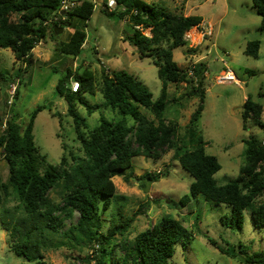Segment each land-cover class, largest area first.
<instances>
[{
  "label": "rangeland",
  "instance_id": "374dc122",
  "mask_svg": "<svg viewBox=\"0 0 264 264\" xmlns=\"http://www.w3.org/2000/svg\"><path fill=\"white\" fill-rule=\"evenodd\" d=\"M103 1L98 0L99 3ZM143 1L167 13L198 16L204 21L201 28L194 27L185 34V39L188 35L191 40L189 33L194 29L200 36L197 42L186 39L185 45L172 50L173 60L182 71H190L200 63L205 65L203 101L201 103L197 96H192L198 82L189 73L185 83L167 85L168 106L163 116L166 121L178 124L176 139L179 140L184 137L191 115L202 104L195 130L206 143L205 152L217 158L221 169L214 179L218 185H224L238 176L243 164L242 140L249 137L264 139V127L249 123L244 129L241 118L242 103L249 97L262 107L261 121L264 124V30L260 29V17L255 13L252 0ZM101 9L94 8L88 21L71 20L59 35L53 34L54 25L46 26V35L26 62L16 60L11 50L0 48V134L6 120L13 119L24 128L30 114L41 107L35 116L32 134L39 153L50 165H57L64 152L81 156L77 151L79 144L72 119L67 114V103L55 92L58 80L67 73L72 77L88 71L93 77V93H82V99L88 105L99 107L88 112L84 105L77 101L75 104L76 112L85 120L89 130L98 125L100 117L111 121L121 118L115 111L101 105L103 99L99 88L105 73L127 72L145 84L153 100L160 95L162 81L156 66L150 59H141L137 49L123 39L126 33H131L130 26ZM10 20L18 22L20 18L13 15ZM75 28L86 33L80 55L61 54L57 50L59 44L67 42ZM208 32L207 36L205 33ZM143 34L148 36L149 30H143ZM251 41L260 43L256 59L244 54ZM226 69L233 71L239 85L218 82L221 72ZM11 86L15 87L13 97L9 94ZM148 116L153 119L152 115ZM126 122L128 126L134 123L128 117ZM145 173L157 175L159 179L154 182L141 179ZM7 179L8 166L0 150V182L5 183ZM112 181L120 199L112 201L107 210H100L103 234L110 225L129 222L134 216L124 236V239L132 240L162 216L168 215L178 220L192 237L186 248L175 247L168 264H244L223 254L217 247L237 255L239 249L247 255L264 253V228L254 227L248 212L243 213L242 228L235 230L221 223L230 213L224 204L207 202L202 196L181 204V198L189 194L193 179L172 159V151L157 153L152 158L133 157L131 167L122 176L113 177ZM50 200L59 203L60 192L52 191ZM258 200L264 201V196ZM16 206L14 199L7 198L2 207L8 210V214L0 211V264H94L92 245L83 240L80 242L77 233L68 237L63 234L70 224L76 222L77 213L71 220L64 219L57 233L48 229H43L42 233L35 228L32 230L29 255L33 261L16 256L14 249L21 238L10 236L9 226L15 223L18 230L24 232L35 225V219L26 218L22 209ZM36 224L39 228L44 226L43 221ZM119 240L121 237L116 236V241ZM115 254L116 258L122 255L121 252Z\"/></svg>",
  "mask_w": 264,
  "mask_h": 264
},
{
  "label": "trees",
  "instance_id": "16d2710c",
  "mask_svg": "<svg viewBox=\"0 0 264 264\" xmlns=\"http://www.w3.org/2000/svg\"><path fill=\"white\" fill-rule=\"evenodd\" d=\"M59 1L0 0V48L11 50L18 61L29 60L32 50L46 35L44 22L58 8ZM116 2L117 10L101 11L125 20L130 26L131 33H126L123 39L137 49L141 59H150L156 66L162 81L160 95L153 100L145 84L127 72L119 71L112 75L105 73L99 88L103 99L101 105L115 111L121 118L111 121L100 117L98 125L89 130L85 120L76 112L75 104L77 101L84 105L88 112L99 107L88 105L82 99V93H93L92 75L84 71L80 75L71 77L67 73L61 77L55 92L67 103V114L72 119L79 144L77 151L81 156L71 151L64 152L57 165L47 163L34 143L33 123L41 107L30 114L24 128L13 119L5 121L0 134V150L8 166V179L5 183L0 182V211L8 214L2 205L7 198H11L26 218L32 221L35 219V225L24 232H20L15 223L8 228L10 236L21 238L19 245L15 246V255L26 261H33L29 255V242L34 228L40 233L43 229L57 233L63 220H71L73 214L77 213L76 222L70 224L63 234L68 237L77 233L80 242L83 240L92 245L91 259L94 264H168L175 247L180 245L186 248L192 239L189 231L178 220L168 215L162 216L151 228L139 232L132 240L124 239V236L134 216L129 222L110 225L104 234L101 233L100 222V210H107L112 201L120 199L112 178L122 176L131 167L133 157L152 158L157 153L167 151H172V159L193 179L189 194L181 198L182 205L189 202L190 198L202 196L207 202L224 204L230 209L229 217L221 221L226 227L241 229L243 213L248 212L254 227L264 228V201L258 200L264 196V147L260 145V139L249 137L242 140L243 164L239 167L238 176L224 185H218L214 176L221 166L215 156L205 152L206 143L195 130V123L203 110L201 103L205 65L200 63L190 71H182L173 60L172 50L186 44V32L194 27L199 28L202 19L198 16L167 13L143 0ZM252 6L260 17V29L264 30V0H252ZM93 10L91 2L82 0L69 13V19L63 27L73 19L88 21ZM13 15L18 16L20 21H11ZM146 29L149 30L148 36L143 34ZM85 40V31L75 28L68 41L60 43L57 50L66 56L77 57ZM259 46V41L248 42L244 54L256 59ZM189 72L198 82L192 96H197L201 103L191 115L184 137L178 140V124L166 121L163 116L168 106L167 85L185 83ZM70 78L79 82L76 93L66 88ZM241 107L244 129L249 123L264 127L260 105L247 97ZM127 117L134 121L130 126L127 125ZM140 178L154 182L159 176L145 173ZM52 191L60 192L59 203L50 200ZM37 221H43L44 226L37 227ZM116 236H120L121 240L116 241ZM211 244L215 245L214 242ZM217 248L244 264H264L262 252L247 255L239 249L237 255L224 248ZM116 252L122 255L116 258Z\"/></svg>",
  "mask_w": 264,
  "mask_h": 264
},
{
  "label": "built area",
  "instance_id": "2783aa9c",
  "mask_svg": "<svg viewBox=\"0 0 264 264\" xmlns=\"http://www.w3.org/2000/svg\"><path fill=\"white\" fill-rule=\"evenodd\" d=\"M81 1L82 0H60L58 8L55 11H53L49 16V18L44 22V26L54 25L56 27H63L65 25L64 23H66L67 20L69 19V13H71L74 9H76ZM88 1L92 3L94 8L102 7V9H105L107 12H113L118 8L116 0H104V4L103 2L99 3L98 0H88ZM121 10H123V8H121ZM209 33L210 32L205 34L208 36ZM186 39L190 40L188 35ZM189 73L192 75V72ZM218 82L219 83L232 82L238 85L240 84V81L237 80L233 71L230 69H226L221 72L218 78ZM68 87L73 93H76L79 90V82L71 79ZM14 92H15V87L11 86V90L9 91L11 97L14 96ZM260 145L264 147V139H260ZM96 247L97 246H95V248Z\"/></svg>",
  "mask_w": 264,
  "mask_h": 264
},
{
  "label": "bare ground",
  "instance_id": "6f19581e",
  "mask_svg": "<svg viewBox=\"0 0 264 264\" xmlns=\"http://www.w3.org/2000/svg\"><path fill=\"white\" fill-rule=\"evenodd\" d=\"M189 35L191 37L192 42H197V40L200 38V36L197 34V32L194 29L189 33Z\"/></svg>",
  "mask_w": 264,
  "mask_h": 264
},
{
  "label": "water",
  "instance_id": "95a60500",
  "mask_svg": "<svg viewBox=\"0 0 264 264\" xmlns=\"http://www.w3.org/2000/svg\"><path fill=\"white\" fill-rule=\"evenodd\" d=\"M54 35H59L63 31V27L54 28Z\"/></svg>",
  "mask_w": 264,
  "mask_h": 264
},
{
  "label": "crops",
  "instance_id": "0c3cea01",
  "mask_svg": "<svg viewBox=\"0 0 264 264\" xmlns=\"http://www.w3.org/2000/svg\"><path fill=\"white\" fill-rule=\"evenodd\" d=\"M204 25V21L202 20V22L200 23L199 27L201 28ZM245 99V97H244Z\"/></svg>",
  "mask_w": 264,
  "mask_h": 264
}]
</instances>
